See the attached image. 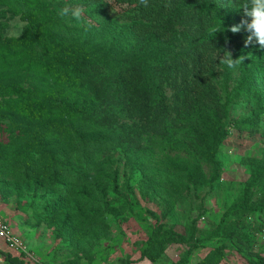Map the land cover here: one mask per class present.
<instances>
[{
    "label": "trees",
    "instance_id": "16d2710c",
    "mask_svg": "<svg viewBox=\"0 0 264 264\" xmlns=\"http://www.w3.org/2000/svg\"><path fill=\"white\" fill-rule=\"evenodd\" d=\"M185 1L148 0V7H144L139 0H114L123 10L121 15L134 22L126 30V38L131 41L145 37L147 41L145 52L130 55V58L120 37H114V46L108 47L96 41L67 42L46 29L44 21L34 11L21 14L25 25L18 37L4 36L5 26H0L3 67L17 64L47 79L42 91L0 84V96L17 95L6 104L14 111L7 116L10 125L20 135L17 150L0 166V184L3 189L14 188L15 191L32 189L37 193L44 189L55 196L56 208H51L50 213L56 218L65 216L55 231L56 236L66 235L75 240L73 253L76 256L91 249L87 242L82 244L88 233L81 235L78 229L87 224V231H91L90 224L98 215L91 216L86 211L97 203V198L115 192L117 187L111 181L102 187L87 170L97 158L95 152L87 150L88 142L83 140V135L96 132L99 137H106L109 122L105 123L102 116L111 119L114 114L123 115L131 121V126L124 127L127 134H116L115 140L136 155L137 169L148 165L155 149L145 136L158 137L166 143L171 140L170 146L179 147L183 144L173 136L181 132L184 135L180 138L191 140L187 143L194 160L192 165L168 166V170L194 183L203 161L212 167V180L218 178L220 165L216 154L228 135L226 106L218 99L213 79L205 80L204 74L192 77V70H188L189 58L183 51H172L175 44L170 33L175 36L176 25L186 19ZM241 8L196 5L201 46L245 41L248 35L245 30L235 34L230 31L231 26L244 18ZM0 17L4 18L5 13ZM199 51L203 50L198 49L197 53ZM250 52L252 58L245 60L239 93L251 100L254 92L255 100L264 105V49L253 43ZM101 104L107 106L103 115L97 112ZM57 120L63 124H58ZM79 147L83 150L75 151ZM73 156L87 161L86 167L75 168ZM249 165L251 174L241 197L226 210L210 234L213 237L230 238L233 236L231 228L237 227L243 217L264 212V155L251 159ZM254 189L261 196L257 203L252 201ZM172 237L167 234L155 253L149 239L141 250V257L156 262L164 244ZM0 255L7 264H25L9 253L0 251ZM221 259L220 247L198 264H219ZM177 264H186V261ZM258 264H264V260L260 259Z\"/></svg>",
    "mask_w": 264,
    "mask_h": 264
},
{
    "label": "rangeland",
    "instance_id": "374dc122",
    "mask_svg": "<svg viewBox=\"0 0 264 264\" xmlns=\"http://www.w3.org/2000/svg\"><path fill=\"white\" fill-rule=\"evenodd\" d=\"M245 2L247 0H186L183 9L186 19L176 25L175 36L170 33L175 44L172 51H183L189 58L188 70H192V77L204 74L205 80L213 79L218 99L226 106L228 135L216 154L220 165L218 178L212 180V167L203 161L194 183L168 170V166L192 165L194 160L187 143L191 140L180 138L184 135L181 132L173 136L183 144L179 147L170 146L171 140L166 143L158 137L145 136L155 149L148 165L137 169L136 155L115 140L116 134H127L124 127L131 126V121L123 115L114 114L111 119L102 116L105 123L109 122L106 137H99L96 132L83 135V140L88 142L87 150L95 152L97 158L87 170L102 187L110 181L117 187L115 192L97 198V203L86 211L88 215H98L90 224L93 229L87 231V224L78 229L81 235L88 233L82 244L87 242L91 249L76 256L73 253L76 241L66 235L56 236L55 231L65 216L56 218L50 213L51 208H56V198L49 191H15L14 188L3 189L0 184V219L9 224L25 246L22 252H9L1 243L0 251L22 259L25 264H177L183 261L198 264L220 247L219 264H258L260 259L264 260V212L243 217L237 227L231 228L233 236L230 238L210 235L226 210L240 199L251 174L249 161L264 155V105L255 100L254 92L251 100L239 93L245 60L252 58L250 45L245 46L243 39L232 44L201 46L195 6L204 3L242 7ZM65 9L68 14H64ZM75 9L81 13L78 19L71 14ZM32 11L44 21L46 29L67 42L96 41L108 47L113 45L114 37H120L128 58L145 52V37L131 41L126 38V30L134 22L121 15L123 10L114 0H0V16L5 13L4 18L0 17V26H5L2 34L21 35L25 25L21 14ZM198 49L203 51L198 54ZM225 52H230L232 59L243 56L244 61L229 68L220 62ZM46 80L17 64L4 68L0 60V84L42 91ZM168 91L173 93L170 88ZM16 97L14 93L0 96V166L19 144V132L12 129L7 117L14 111L6 104L8 99ZM106 109L107 106L101 104L97 112L103 115ZM56 122L63 124L61 120ZM78 132L82 134L81 129ZM80 150L83 147L75 149ZM71 158L77 169L88 163L76 156ZM260 197L254 189L252 201L257 203ZM167 234L173 235V239L164 244L156 262L141 257L146 241L151 239L155 253ZM0 264H7L1 255Z\"/></svg>",
    "mask_w": 264,
    "mask_h": 264
},
{
    "label": "clouds",
    "instance_id": "9594fccd",
    "mask_svg": "<svg viewBox=\"0 0 264 264\" xmlns=\"http://www.w3.org/2000/svg\"><path fill=\"white\" fill-rule=\"evenodd\" d=\"M139 3L144 7H148V0H139ZM243 19L237 25L230 28L232 33H238L241 29L245 30L248 35L245 39V46L250 44H258L260 48L264 49V0H247L242 6ZM64 14H68V10H64ZM74 18H79L81 13L79 9H75L71 13ZM244 57L232 59L230 52H225L221 63L227 64L229 68H235L238 63L243 62Z\"/></svg>",
    "mask_w": 264,
    "mask_h": 264
},
{
    "label": "built area",
    "instance_id": "2783aa9c",
    "mask_svg": "<svg viewBox=\"0 0 264 264\" xmlns=\"http://www.w3.org/2000/svg\"><path fill=\"white\" fill-rule=\"evenodd\" d=\"M0 240L3 241L9 252H22L25 250L24 243L18 235H16L9 224L0 219Z\"/></svg>",
    "mask_w": 264,
    "mask_h": 264
},
{
    "label": "crops",
    "instance_id": "0c3cea01",
    "mask_svg": "<svg viewBox=\"0 0 264 264\" xmlns=\"http://www.w3.org/2000/svg\"><path fill=\"white\" fill-rule=\"evenodd\" d=\"M1 243H3V241L2 240H0V245H1ZM4 244V243H3ZM5 245V244H4ZM6 247V246H5Z\"/></svg>",
    "mask_w": 264,
    "mask_h": 264
}]
</instances>
